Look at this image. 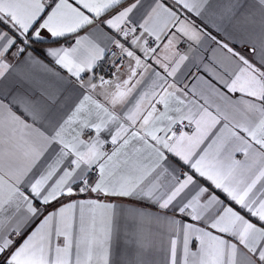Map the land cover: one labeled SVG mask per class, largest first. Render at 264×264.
Masks as SVG:
<instances>
[{
    "label": "snow or ice",
    "instance_id": "1",
    "mask_svg": "<svg viewBox=\"0 0 264 264\" xmlns=\"http://www.w3.org/2000/svg\"><path fill=\"white\" fill-rule=\"evenodd\" d=\"M178 7L197 16L208 12L218 17L222 25L241 35L251 59L227 43L217 42L227 53L219 62L225 75L213 71L226 91L211 84L208 88L220 103L210 104L208 97L203 104L189 99L183 89L156 72L149 91L141 93L124 113L127 124L119 122L120 117L92 93L98 87L105 89L102 94L109 104H123L136 86L129 84L138 70L148 69L125 44L135 45L146 58L156 59L167 76L176 75L187 56L180 55L168 71V64L155 57L157 48L149 47L144 35L154 37L153 43L166 38V51L177 42V33L199 41L200 33L180 19ZM141 8L145 12L134 20L133 13ZM105 15L101 24L125 38L124 43L103 32L99 25L93 29L99 33L98 38L93 33L79 35ZM138 29L142 30L139 36L135 35ZM170 29L175 31L168 36ZM72 34L75 39L71 46L36 47L50 40L57 42L51 38ZM98 39L113 43L121 56L134 61L128 64L127 79L120 80L115 62L113 79L101 76L99 83L93 82L95 76L83 79L81 74L93 71L105 54L106 48ZM38 54L66 70L76 86L87 91L65 119L51 125L50 131L35 126L44 119L43 109L35 107L38 101L31 109L21 104L33 123L0 102V264H149L141 251L132 252L127 247L113 259L118 248L113 238L116 205L100 199H73L81 194L135 198L124 211L138 235L145 222L153 221L166 224L173 233L170 264H264V0H148L146 6L144 0H0V78L14 69L11 61L21 56V63L59 76ZM168 59L165 55L164 60ZM139 74L143 76V71ZM107 86H113V90L107 91ZM231 94H239V98L232 99ZM47 99L55 101L50 95ZM157 104L162 105V111ZM138 121L140 130L129 136V126ZM111 122H117L111 143H120L107 153L100 133ZM184 127L193 130L189 133ZM88 129H94L96 135L81 139ZM133 140L141 146L125 151ZM206 140L211 142L201 148ZM236 153H242L245 159H235ZM168 154L178 158L191 174L185 172L181 178ZM42 159V168L34 171ZM21 160L27 163H19ZM94 166L95 180L91 179ZM253 169L258 170L248 182L245 176ZM197 175L238 205L240 211L231 203L225 205L210 187L201 186ZM165 177H170L167 183L162 182ZM257 184L260 188L254 192ZM57 204L59 207H54ZM153 207L159 211L153 212ZM49 208L53 210L47 212ZM77 209L79 229L74 236ZM164 210L185 214L191 221H204L206 226L160 215ZM36 220L39 224L24 236ZM22 236L24 239L17 243ZM176 236H182L180 258ZM61 237L62 245L54 243ZM193 237L199 241L195 251L189 247Z\"/></svg>",
    "mask_w": 264,
    "mask_h": 264
},
{
    "label": "crops",
    "instance_id": "2",
    "mask_svg": "<svg viewBox=\"0 0 264 264\" xmlns=\"http://www.w3.org/2000/svg\"><path fill=\"white\" fill-rule=\"evenodd\" d=\"M131 2V0H129ZM145 6L148 3V0H144ZM178 14L180 15V19L184 20L187 24L190 25L191 28L195 29L200 33V40L195 41L191 40L188 37L183 36L182 34L177 33V42L174 43V46L165 50L164 45L168 42L166 38H162L160 41L149 44V47L157 48V52L154 54L156 58L161 59L163 63L168 64V71L171 70V67L174 66L175 62L179 60L180 55L187 56V59L180 64V67L177 69L175 76H167V72L164 68H162L159 64L156 63V59L153 57H145L144 54L136 48L135 45L125 44L126 47H131L132 50L136 52L137 55L141 57L142 60L149 66L147 70L140 69L138 70V75L133 78L130 82L129 87L133 84L136 85L127 100L123 104H117L115 106L109 104L102 94L105 89L97 88L93 94L94 98L97 99L100 103L105 104L109 107L110 111H114L117 116L120 117V121L122 123H126L127 121L124 117V113L128 111L134 104L135 101L139 98L140 94L149 91L150 86L153 81L156 79L155 73L158 72L161 76L167 77V81L169 84H175L177 88L183 89L189 99L197 100L199 103H204V97H208L209 103H220V101L211 95L208 85H214L216 88H219L221 91H226V89L218 82L216 79L215 73H219L220 75H225L223 69L219 67V62L224 61V56L227 55L226 50L221 49L219 43H227L229 47H232L238 52L249 56L248 53V45L246 43H242V37L239 33L233 31V29L228 26L225 27L221 24L218 17L210 15L208 12H203L200 16L195 15V13L188 12L187 10H183L182 8H177ZM145 12V8H141L133 13L134 20H139L142 13ZM107 18V15L102 16L101 18H97L95 23L92 26H88L82 31L79 32V35H85L88 33H93L95 37H99V33H94L93 29L99 25L100 29L103 32H107L110 36H115L117 39H120L122 43H124L125 38L117 35L115 30H110L107 26L101 24V19ZM216 25V26H214ZM219 29V30H218ZM142 30L137 31L135 35L139 36ZM175 29H170L167 33L168 36L174 32ZM50 35V34H46ZM210 37H215V40H212ZM56 40V43H52L51 40L47 43L37 45V48H47V47H57L59 45L71 46L74 43L75 34L69 35L67 38H51ZM132 37H128L130 41ZM154 37L144 35V40H152L154 41ZM101 47H105L106 51L112 48H116L119 52L120 49L116 47L113 43L108 41H102L98 39ZM143 43V40L141 41ZM104 54V56H105ZM167 55L169 57L168 60H164V56ZM39 58L44 61L45 64L48 65L49 68L53 70L54 73H59V76H54L52 73H48L45 70L39 68L38 66H30L28 64L21 63L24 60V57L21 56L18 60H12L11 62L16 65L14 69L10 70L8 74L4 78H0V102L8 105L13 112L17 115H20L27 123H33L32 118L25 112L24 105L28 106L30 109L33 107L34 102H39L36 104V108L43 109L44 119L36 122V127H42L51 129L52 124H57L61 122L63 119L70 114L74 105L78 102L82 93L86 92V89H80L76 86L75 79L67 73L66 70L60 68L55 65L50 58H46L43 55L38 54ZM103 58L97 62L94 66L93 71L82 73V77L85 80H88L90 77L95 76L96 79L93 81L94 83H99V77H101L102 72V61ZM123 64L119 66L120 71L118 73L120 80L127 79L128 77V64L133 63L129 57L126 55L123 56ZM214 70V71H213ZM143 71V76L139 73ZM116 72V70H115ZM61 77L63 79H61ZM105 79H113L105 78ZM137 80L140 83H136ZM107 91L111 92L113 90V86H107ZM195 90V91H193ZM158 91V90H157ZM55 97V101H49L47 99L48 96ZM232 99H238L239 94H231ZM157 108L159 110H163L162 105L157 104ZM210 111L215 112L214 107L209 108ZM184 124H187V121H184ZM221 125L217 126V129ZM117 127V122H111L107 128L102 130L100 133V138L105 141L103 145V151L107 153H111L116 147L119 146L113 145L111 143V136L115 134ZM140 130V121H138L135 125L129 126L128 135L130 136L132 132ZM184 131H188L189 133L193 130L192 127H184ZM143 134V132H141ZM94 129L85 130V133L81 136V139L88 140L89 137L95 136ZM241 135H244L241 132ZM210 140H206L205 144L201 145V148L207 146L210 143ZM141 143L139 141L133 140L129 147L125 150L131 152L133 148L140 147ZM235 159L243 161L245 159L242 153H236ZM168 160L174 164L178 170V174L181 175L185 172H189L191 174V170L184 165L178 158L168 154ZM21 164H26V160L19 161ZM43 159L39 162L38 166L34 171H38L43 166ZM258 169H253L251 173L246 174L245 179L250 182ZM91 179H96V169L93 167ZM3 174V173H0ZM8 177L5 176V179ZM197 181L201 186H208L210 190L215 191L216 195L224 202L225 205H229L231 202L226 198V196L220 191L211 188L209 182L205 179L198 177ZM170 180V177H165L162 182L167 183ZM260 188V184H257V188L253 191L256 192ZM191 191V189L189 190ZM100 199L105 203H113L116 207L113 209V238L115 243L118 245L116 250V254H114L113 259H118V252L120 249H124L127 247L132 252L137 250L141 251L149 264H170V240L173 236L168 229L166 224H156L154 221L151 223L145 222L143 225L142 234L138 235L135 231V225L131 222L130 219L127 218L126 212L124 209L132 203L135 198H125L123 200L115 199V198H104L97 197L96 194H81L80 196L73 197V199ZM67 202V201H65ZM203 202V200H202ZM39 207V204H37ZM123 206V207H122ZM231 206L235 208V210L240 211L238 205L231 203ZM54 207H59V205H55ZM52 208L47 209V212L52 211ZM153 212H158L159 210L155 207L151 209ZM45 212V215L47 214ZM160 215H167L168 217H174L177 220H182L184 222H193L197 227H205L206 224L204 221H191V218L186 217L185 214H180L178 212L174 213L172 211L164 210L159 212ZM245 214V213H241ZM248 218V217H246ZM42 219V217L40 218ZM253 222H255V218H252ZM39 220H36L30 224L24 236L30 233L38 224ZM99 226V218L97 221ZM79 229V210H76L75 219L73 223V232L74 236L78 233ZM211 230L215 233V230ZM218 234V233H215ZM226 239H231L232 242H236L234 238L229 237L227 234H224ZM24 236L20 237V240L17 241L19 243L24 239ZM177 238V253L178 258L182 256V236H176ZM63 238H57L54 240V243L63 244ZM143 245L141 248L140 245ZM199 246V241L195 240L193 237L190 241L189 247L192 251H195Z\"/></svg>",
    "mask_w": 264,
    "mask_h": 264
},
{
    "label": "built area",
    "instance_id": "3",
    "mask_svg": "<svg viewBox=\"0 0 264 264\" xmlns=\"http://www.w3.org/2000/svg\"><path fill=\"white\" fill-rule=\"evenodd\" d=\"M149 44H152L153 41L149 40ZM115 53V55H113ZM124 57L120 55V52L116 48H112L108 50L104 56V59L102 61V72L101 75L104 78H112L113 73L115 72V68L112 66L113 62H115L116 65L121 66L123 64Z\"/></svg>",
    "mask_w": 264,
    "mask_h": 264
}]
</instances>
